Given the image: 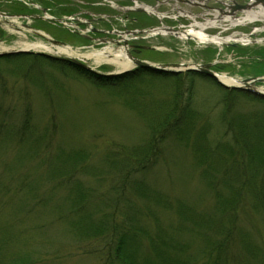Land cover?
<instances>
[{
	"label": "rangeland",
	"instance_id": "rangeland-1",
	"mask_svg": "<svg viewBox=\"0 0 264 264\" xmlns=\"http://www.w3.org/2000/svg\"><path fill=\"white\" fill-rule=\"evenodd\" d=\"M1 1V9L6 12L17 11L19 6L16 4L19 2L24 7L22 14L41 13L38 6L47 7L46 5L51 12L58 15H62L64 10L68 11L67 9L72 6L73 9L79 7L78 0H27L36 2L31 3L30 9L21 0ZM144 1L155 3L153 0ZM99 7L103 9L104 5L100 4ZM161 9L166 11L167 8L162 5ZM246 15L247 13H244L240 18ZM16 19L22 23V27L29 24L32 28H41V31L51 39L71 43L75 47H80L82 52L91 51L92 46L99 50L110 47L119 51L127 45L124 41L105 42L101 39L92 41L84 38L83 36L89 33L82 27L79 29L80 35L72 31H70L72 35H67L65 33L68 32L69 25L44 19ZM180 19V21L176 18L167 19L164 25L176 27L181 31L192 27L194 21L191 18ZM217 22L218 24L206 28L205 32L221 37H246L248 41L239 44L247 47L245 52L264 48L263 20L232 24L230 18L224 17L217 19ZM69 24L77 30L78 25ZM30 26L26 28L27 37H23L22 34L13 32L1 19L0 46L3 44L15 46L22 39L43 41L51 45V41L33 32ZM161 26L158 18H142L130 21L126 27L115 21L111 29L124 31L119 36H129V43L137 41L145 46L155 47L141 51L137 57L157 64H202L218 60L215 70L231 77L244 78L264 72V55L261 54L241 55L238 49L222 46L220 50L217 44L200 43L193 38L182 39L170 33L140 34L138 37L125 33L127 29L149 30ZM18 50L22 48L2 50L0 55L40 53L32 50L15 52ZM128 50L132 54V50ZM42 53L68 59L55 52ZM253 58L260 61L256 63ZM84 62L100 74L121 72L114 65H98L93 59ZM21 66L22 70L0 62L1 120L20 124L22 115L29 105L34 126L33 133L22 132L10 124L0 126V264L16 262L103 264L101 257L92 251L99 246L98 242H77L67 198L68 187L60 184L58 175L49 174L56 169L58 172L59 169H67L69 165L67 158L81 153L86 157L83 165L91 166L89 168L91 170L94 168L100 175L105 174L106 182H99L91 173H77L75 178L80 179L85 187L107 192L109 177L106 173L110 168L104 161L105 154L110 149L137 146L149 139L151 134L149 121L153 120L154 114H159L169 105L173 96L172 83L146 78L142 81L133 79L129 85L100 86L80 74L63 71L47 63H25ZM186 72L185 69L181 72L184 74L183 77H187ZM190 85L195 92L194 105L198 111L196 112L200 114L196 121L197 127L205 121H210L212 123L210 137L214 140L221 139L226 128L220 125L219 118L224 109L223 100L228 94L223 87L208 78H195L194 83ZM188 86L189 83L186 88ZM259 87L264 89V84H260ZM239 103L244 110L262 107L252 100L249 102L239 99ZM196 166L190 145L172 138L164 143L163 156L158 165L147 173L146 180L153 188L182 199L199 211H211L213 195L209 194L205 182L200 177L201 172ZM24 183L26 184L23 190L18 191L19 186ZM36 194L41 195V204L34 202ZM247 210L248 213L242 212L243 226L251 233L256 244L264 246V221L249 206ZM161 219L165 226L178 223L177 217L170 212L161 213ZM183 234L185 236L187 232L184 231ZM197 246L195 244L194 247Z\"/></svg>",
	"mask_w": 264,
	"mask_h": 264
},
{
	"label": "trees",
	"instance_id": "trees-1",
	"mask_svg": "<svg viewBox=\"0 0 264 264\" xmlns=\"http://www.w3.org/2000/svg\"><path fill=\"white\" fill-rule=\"evenodd\" d=\"M238 51L244 54L246 49ZM247 53L263 56L264 48ZM0 62L20 70L25 63H47L80 74L100 86L129 85L133 79L146 78L172 83L169 105L149 121V139L137 146L110 149L105 154L104 161L110 168L106 173L107 192L85 187L75 178L77 173H91L99 182H106L105 174L83 165L86 157L81 153L67 158V169L59 172L56 169L49 174L58 175L60 184L68 187L77 242H98L99 246L92 251L101 257L103 264H264V246L256 244L244 228L242 217L243 211L248 213L249 206L264 221V97L225 88L214 78L196 71L186 72L187 77L181 72L145 68L104 75L68 59L36 53L3 54ZM199 77L214 81L228 94L219 118L220 125L226 128L221 139L210 137V121L197 127L200 114L194 105V85L190 84ZM239 99L252 100L263 108L244 110ZM7 124L22 132H32L31 107H26L20 124L0 118V126ZM172 138L190 145L200 177L213 195L211 211H199L192 204L148 184L147 173L158 165L164 143ZM34 200L41 204V195L36 194ZM165 212L174 214L178 223L165 226L161 219V213Z\"/></svg>",
	"mask_w": 264,
	"mask_h": 264
},
{
	"label": "bare ground",
	"instance_id": "bare-ground-1",
	"mask_svg": "<svg viewBox=\"0 0 264 264\" xmlns=\"http://www.w3.org/2000/svg\"><path fill=\"white\" fill-rule=\"evenodd\" d=\"M155 3L160 4L158 2V0H153ZM162 5H165L166 8L169 11V14L166 18H170L173 17V15L178 12L180 9H182L185 6L190 5L189 3H187V0H161ZM252 2H254L252 0ZM78 3H80V5L84 6V5H88L91 7H95V5L98 6V4H108L107 0H101V2H96V1H92V0H78ZM25 5L28 4L24 3ZM99 4V5H100ZM243 5H248L247 9V15L245 17L242 18H238V19H231L232 24H237V23H245V22H252V21H256V20H263L264 21V8L261 6H256L253 5L251 3V0H244L242 2ZM251 6H254L253 8ZM148 11H150V18L151 19H155V18H161L164 19L165 17L157 12L156 13V9L153 6L150 5H145L144 6ZM68 11L64 10L62 16L58 15V18L56 19H60V21H56L58 22L57 24H64V25H69L67 28L69 29L68 32H66L65 34L67 35H72L71 34V30L72 27L70 26L69 23H75L76 16L74 15V11L72 8L71 9H67ZM181 13L186 14L187 16H189L190 14H187V12H183L181 11ZM142 16H144L146 18V15L141 14ZM166 15V14H164ZM50 16H52L50 14ZM175 18H177V16H175ZM68 19V20H67ZM172 19V18H171ZM1 20V18H0ZM63 20V22H62ZM69 21V22H67ZM197 24L192 26L190 29L186 30V31H181L179 32V37L182 39H187L188 36H191V38L197 40L200 43H207V44H217L220 47L223 46V44L227 41L230 40H238L240 42H246L248 41L246 39V37H237V36H231V37H221L219 35H209L205 32V29L211 25H216L218 24L217 19L214 20H208L206 23H200V22H196ZM9 27L12 28L13 32H16L17 34H22L23 37H27V32L28 30L26 29L27 27H29V24H25V27H22V23L18 22V20L16 18H12V21L9 20V22L7 23ZM31 27V26H30ZM199 29H197V28ZM32 28V27H31ZM34 28V27H33ZM33 32L37 33L38 35L46 38L47 40L50 41V37L44 34V31H41V28H34ZM81 30V29H80ZM67 31V30H64ZM63 31V33H64ZM81 32V31H80ZM165 34L166 31L165 29H163L162 27L157 28L156 30L152 31V35H156V34ZM78 34V33H77ZM172 35L175 36V33H171ZM129 37V36H128ZM50 38V39H49ZM127 38V36L125 37ZM22 48L25 50H32V51H39L40 53H36V54H45V55H49L46 53H42L43 51L46 52H55L58 54H61L62 56L68 57V58H76L79 60L85 59H93L94 62L98 65L101 64H110V65H114L117 67V69L119 71H125V70H130L133 68V61L131 59H129L128 57V52H129V46H126L124 49H121L119 51H116V48L111 49L110 47H106L103 50H99L97 48H94L92 46V50L91 51H86V52H82L80 50V47H75L73 46L71 43H67V42H63L60 39L58 40V43H52L51 45L43 42V41H28L25 39H22L20 41L17 42V44L15 46H6L5 44H3L2 46H0V51L2 50H9V49H14V48ZM52 56V55H49ZM55 57V56H54ZM83 61V60H82ZM155 63V62H153ZM157 64V63H156ZM160 64H167V63H160ZM171 66V65H170ZM195 67L193 66V64H190L189 67ZM173 67V66H172ZM185 69V68H183ZM90 71H93L92 68H89ZM187 72L188 71H196L199 72L197 70H187L185 69ZM158 71V70H157ZM96 72V71H95ZM160 72H174V71H160ZM104 75H111L108 72H104ZM219 78L220 80L225 83L226 85H229L230 87L227 86H223L225 88H229V89H241L247 92L249 89L245 88L243 85L240 84V80L237 79L236 77H230L227 74H219ZM239 85L242 87L240 88ZM236 86V87H234ZM262 91H264L263 89H260ZM252 93V92H250ZM254 95L260 96V97H264L260 94L254 93Z\"/></svg>",
	"mask_w": 264,
	"mask_h": 264
},
{
	"label": "water",
	"instance_id": "water-1",
	"mask_svg": "<svg viewBox=\"0 0 264 264\" xmlns=\"http://www.w3.org/2000/svg\"><path fill=\"white\" fill-rule=\"evenodd\" d=\"M207 0H187L186 2L191 4V5H201L202 2H206ZM231 1V4H226L225 7H221V6H210V5H206L205 8L207 7L208 10H214V11H217L219 12V16H215V17H211V18H208L202 14H196V13H193L192 11H186L187 14H190V16L192 18H204L206 19L207 21L208 20H213L214 18H222L224 17L225 15H228L232 18H235L237 16V11H247L248 9V5H243L241 3H238L237 0H230ZM254 2H252L251 0V3L253 5H256V6H261L264 8V0H253ZM158 2L160 3L159 5H161L162 1L161 0H158ZM218 2L224 4V2L222 0H218ZM137 7V6H136ZM155 7L156 9V13L159 12L162 14L161 10H159V8L157 6H153ZM252 8L254 6H251ZM137 11L138 12H142V13H145V14H151L150 11H148L145 7L143 8L142 7H138L137 8ZM0 15L1 16H7L9 17L10 15H7L5 12L1 11L0 10ZM164 17H167V15H163ZM57 21H60V19H56ZM4 22L7 24L9 22V18H4ZM195 25V24H193ZM192 25V26H193ZM163 29H165L166 32L168 33H176V35L179 34L180 30L175 28V27H171V26H165V27H162ZM157 28H152L150 30H133V31H126L125 33L128 35V34H132V35H137V34H150L152 33L153 30H156ZM186 31V30H184ZM121 34V33H119ZM191 38V36H188ZM50 39V38H49ZM50 41L52 43H58L57 40H54V39H50ZM257 40H253V42H256ZM125 44L128 45V42H125ZM226 45H231L233 43L231 42H225ZM126 45V46H127ZM146 48H155V47H151V46H146ZM29 52V50H25V49H22V50H18V51H15V52ZM128 57L129 59H131L134 64L137 66V67H141V68H146V69H152V70H158V71H174V72H181L183 71V68L187 69V70H197V71H200L210 77H213L215 78L216 80H218L219 82H221L224 86H227V87H230L229 85H226L225 83H223L220 78H219V74L213 70L211 67L213 66L214 63H204V64H196L195 67H192L188 64H183V63H167V64H156V63H152V62H149V61H146V60H142V59H139L137 57H135L133 54H131L130 52H128ZM70 59L72 62H74L75 64H77L78 66H81V67H84V68H91L90 66H88L84 60L85 59H82V60H79V59H76V58H68ZM171 65V66H170ZM173 66V67H172ZM129 70H125V71H122V72H119V73H123V72H127ZM119 73H110V74H119ZM256 82H264V78H260V77H255V78H252V79H244L242 80V83H243V86L247 89H249L248 91L250 92H254V93H257V94H260L262 96H264V92L258 90L254 85ZM241 83V82H240ZM236 87V86H234ZM240 88H242L240 85H239Z\"/></svg>",
	"mask_w": 264,
	"mask_h": 264
},
{
	"label": "flooded vegetation",
	"instance_id": "flooded-vegetation-1",
	"mask_svg": "<svg viewBox=\"0 0 264 264\" xmlns=\"http://www.w3.org/2000/svg\"><path fill=\"white\" fill-rule=\"evenodd\" d=\"M121 2H125V3H130L131 5H133V2L132 0H120ZM244 1V0H243ZM1 3L2 1L0 0V10L3 11L1 9ZM228 4H231L230 2ZM16 5H18V10L15 11V12H9V14H22V10H23V6L20 5V3L18 2ZM202 5H210V6H217V3L213 0H207L205 3H202ZM86 6V5H85ZM184 8V7H183ZM185 8H193L194 11L196 12H200L202 9L203 10H206L207 7L205 8L204 6H192V5H188V6H185ZM168 10V9H166ZM4 12V11H3ZM83 12H86L87 15H82V16H76V21H75V24L78 25L76 27L77 30H74L72 29L71 31L74 32V33H78V35L81 34V32L79 31L80 27L82 28H88L90 26H92L89 34L83 36L84 38L87 37L89 38L90 40H96V39H101V40H104L105 42L106 41H115V42H121V41H124V42H128V46H129V49L132 50V54L134 56L137 57V55L141 52V51H144L146 50V46L139 43V42H131L129 43V40L130 39L128 36L127 38L123 36H119V33L123 34L124 31H120V30H115V29H111L113 28V22L117 19H122V18H125V27L127 26V24L130 22V21H138L139 19H142V18H145L144 16H142L140 13L138 12H126V13H122V12H118L117 14H109L108 16H103V15H100V16H91L90 14H88V11H83ZM166 12V11H165ZM211 13V11H210ZM25 14V13H23ZM176 14L178 15L177 16V20H181L180 18H188L186 16H184L183 13L181 12H176ZM79 18H87V19H84V20H80ZM166 18V17H165ZM166 19H171V18H166ZM194 22V24L196 25L197 23L196 22H200V23H205L206 21H204L205 19L204 18H195V19H192ZM94 24H99L100 26H93ZM104 26V27H103ZM106 26L108 28H106ZM135 30V29H134ZM126 31H133V30H129L127 29ZM84 35V34H83ZM107 35V37H106ZM124 37V38H123ZM123 38V40H121ZM149 50V49H147ZM140 58V57H138Z\"/></svg>",
	"mask_w": 264,
	"mask_h": 264
}]
</instances>
